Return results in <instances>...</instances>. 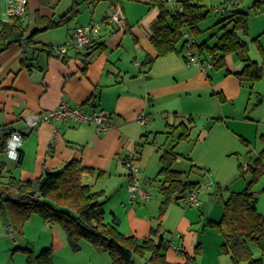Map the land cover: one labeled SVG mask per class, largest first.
<instances>
[{
	"label": "crops",
	"instance_id": "0c3cea01",
	"mask_svg": "<svg viewBox=\"0 0 264 264\" xmlns=\"http://www.w3.org/2000/svg\"><path fill=\"white\" fill-rule=\"evenodd\" d=\"M241 1L233 9H239ZM114 2L121 5L124 21L119 24H103L96 38L81 50H70L64 55L54 50L47 53L24 48L21 42L14 41L0 52V129L13 128L22 132L20 164L17 165L15 160L1 152L0 175L13 174L21 180H33L46 171H62L68 161L78 159L82 167L93 170L83 171L80 182L92 192H100L97 200L104 209L105 220L111 221L115 218L121 233L139 239L150 236V230L154 228L149 217L155 213L158 200L153 202L152 197L130 201L127 190L128 172L122 158L138 152L136 177L140 186L143 190L158 191L162 197L158 176L160 158L165 150L174 147L173 151L178 156L172 167L184 171L189 180L198 182L201 192V180L209 173L205 167L207 163L201 159V152L217 148L222 149L224 154H230L237 150L239 139L249 144L252 136H257L261 131L259 114L245 115L244 111H248L250 106L255 109L261 106L260 111L264 113V67L261 78L251 84L240 80L234 74L241 70L243 64L233 54L225 56L223 67H209L205 72L196 66L187 67L182 51L155 58L156 50L150 42V37L160 9L153 0L88 2V16L78 21L71 31L60 39V45L71 42L75 27L107 16ZM100 4L101 6H98ZM228 8L231 9V6ZM255 13L260 16L251 18V23L249 16L247 34L239 35L248 44L250 59L261 62L258 47L253 39L257 38L260 46L264 48V40L260 38L264 36V8ZM218 15L220 16L216 22L224 17L220 12ZM250 29L257 35L249 38ZM196 36L194 37L197 40L199 35ZM40 42L54 46L51 41ZM86 49L91 53L84 62L80 52ZM147 57L155 58L152 65L157 63L159 67L152 77H156L157 81L162 77L171 82L144 86L142 77L152 66L144 65ZM152 77L146 76L147 79ZM243 83L249 85V92L245 96V104L239 107L237 101L242 95ZM179 89L192 90L194 102L191 107L194 106L195 109H186V112L178 108V112L173 111L170 114L190 115L193 118L189 136L184 141L193 140L191 135L196 129L193 141L196 146L200 145L195 156L192 153L188 158V170L174 167L177 159L182 156L176 149L181 141L176 143L174 137V133L179 132V129L174 131L172 127V130L166 128L161 131L166 135V139L164 143L159 144L155 135L152 137V133L144 131L145 128L149 130V124L142 125L137 122L138 113L146 108L145 95H149V100L160 96L169 101V95ZM216 92L222 99L215 95ZM252 96L256 104L253 103ZM62 101L78 106L88 113L94 110L108 112L110 119L107 127L98 130L93 123L76 124L71 121L55 126L41 122L35 128L26 127V116L55 109ZM168 108H165V111L175 110L176 106ZM193 115H199L200 121L196 122ZM173 118L177 123L180 120L174 115ZM165 120L167 125V117ZM260 134L264 137L263 133ZM204 187L210 189L211 183H206ZM185 199L186 196L182 201L186 203ZM201 205L200 203L198 207ZM107 215L110 220H107ZM3 222L6 231L11 235L13 245L25 244L33 253L51 247L54 249L66 241L68 243L62 226L46 221L35 213L25 220L21 235L11 230L6 220ZM122 226H125L127 231H122ZM157 236H162L160 231ZM180 237L181 235L178 239ZM176 243L179 247L176 253L185 250L184 246Z\"/></svg>",
	"mask_w": 264,
	"mask_h": 264
},
{
	"label": "trees",
	"instance_id": "16d2710c",
	"mask_svg": "<svg viewBox=\"0 0 264 264\" xmlns=\"http://www.w3.org/2000/svg\"><path fill=\"white\" fill-rule=\"evenodd\" d=\"M50 0H41L48 3ZM58 1V0H57ZM90 3H97L100 0H86ZM154 3L159 7L160 13L152 26L150 42L156 50L157 57H163L173 52L184 50L185 39L183 33L196 36L200 32L199 24L207 17L203 0H179L182 3V11L173 13L162 3ZM239 2L230 3L220 0L218 4L223 9L219 11L224 16L214 25L218 26V33L213 44L207 41L197 42V55L201 62L208 61L213 68H221L225 65V56L233 54L242 62L241 70L234 74L251 84L258 81L264 67V48L257 40L256 43L261 62L253 61L248 55V44L241 37L240 33L247 34L249 25V11L254 12L264 8V0H253L246 10L233 9ZM231 6V9L228 8ZM30 3L27 11L30 9ZM214 8V7H213ZM212 8V9H213ZM74 9L73 14H77ZM21 18V17H20ZM20 18L3 24L0 32V52L4 51L9 44L8 40L21 42L24 48L46 51H55L54 46L36 42L33 37L50 28L63 25L64 18L56 21L42 16L36 17L37 25L29 34L25 35L21 26ZM64 20V21H63ZM215 34V33H214ZM91 51L88 49L80 52L83 61ZM185 58V55L183 53ZM155 58L147 57L144 65H152ZM220 99L222 96L216 92ZM179 122L173 125L174 129H179L175 142L186 140L189 136L193 118L190 115L179 116L173 114ZM168 127L172 126L167 123ZM13 128L0 129V149L2 150L10 132ZM172 147L165 150L160 158L161 167L158 176L160 177V192L162 200L160 202L159 217H161L166 207L172 203L183 200L193 189L198 187V182L187 178L184 171L174 169L173 162L178 154ZM264 152V151H263ZM138 153V152H137ZM136 153V155H137ZM22 155L19 152V165ZM261 156L256 159V165L260 164ZM251 174L250 180L243 191L230 192L223 201V213L219 221H209V225L216 227L223 236L221 251L229 254L233 264L243 261L246 264H264V216L257 212L255 193L251 191V186L256 182L261 168L247 165ZM240 167H242L240 165ZM83 171L93 172L81 166L78 159H72L66 163L62 171L43 173L33 180H21L13 174L0 175V216L7 221L8 226L16 234H22V226L25 220L33 213L49 222H57L64 229L68 243L77 248V240L84 238L94 246H99L108 251L111 257V264H135L133 255L144 256L149 254L148 260L151 264H195L196 255L200 252V245L194 247L193 254L185 252L184 262H170L166 259L165 250L169 243L158 235V228L150 230V236L138 239L131 235L126 236L117 228V220H105V212L98 202L100 192H92L86 185H81L80 176ZM264 191V187H263ZM252 245L257 246L262 257H254ZM27 253V264H52L51 249H43L35 257L28 248H21ZM181 252L184 253L183 250Z\"/></svg>",
	"mask_w": 264,
	"mask_h": 264
},
{
	"label": "rangeland",
	"instance_id": "374dc122",
	"mask_svg": "<svg viewBox=\"0 0 264 264\" xmlns=\"http://www.w3.org/2000/svg\"><path fill=\"white\" fill-rule=\"evenodd\" d=\"M252 1L253 0H242L239 9H248ZM87 3L86 0H50L48 3H42L41 0H30L31 8L20 18V23L24 29L25 35H29L37 25L35 19L38 16L51 18L56 21L64 18L65 21L63 20V25L38 32V34L33 37L34 41H43L45 43L51 41L55 48L60 45V39L66 36V33L71 31L72 27L76 25L78 21L88 16L90 9H88ZM219 3L220 0H203L204 7L206 10L208 9V13L207 17L199 24L201 31L196 34L199 35L197 38L198 42L207 41L210 44L215 42L218 27L214 24L216 20L219 19L220 15H218V11L212 8ZM98 6H101V4ZM75 8H77L78 12L74 15L73 11ZM249 12L250 23L251 18H258L260 16L259 13H255L252 9H250ZM98 19H94L93 22H97ZM254 35L256 36L257 34H253L252 29H250L248 37L251 38ZM260 38L264 40V36ZM156 64L157 63L153 64L148 72L143 75L144 86L151 83L163 85L164 83L171 82L168 79H162V77L157 81L156 77H152L156 68H159ZM212 73L213 72H211V74ZM147 75L152 78L147 79ZM216 83H221V81H216ZM248 92L249 85L243 83V92L237 101V103H239L237 106L242 107L245 104V96ZM191 94V89H179L175 91L174 94L169 95V101L167 98L160 96L149 100V95L144 94L146 108L143 112L147 120H149V130L145 128L144 131L152 133V137L155 135L157 143H164L166 135L161 133V131L163 132L166 128L171 129L173 125L177 123V120H175L170 113L173 111L178 112V108L186 112V109H195L194 106L191 107V104L194 102V96H191ZM253 98L252 96L251 99L253 103L256 104V100ZM174 106H176V108H174L175 110L165 111V108L169 109L168 107ZM251 107L253 106H250L248 111H244L246 113L245 115H249V113L250 115H255L258 113L261 117V125L259 126L261 131L257 136H252L249 140V144L239 139L237 150L232 151L230 154H224L222 149L218 150L217 148L208 152H201V159L207 163L205 167L209 170L208 175L201 180L202 190L198 194L202 204L201 206H189L184 201L179 200L177 203H170L166 207L163 215L159 217L162 197L158 191L144 189L146 193L150 194V198L153 197V202L156 199L158 200L155 213L151 214L149 217L154 228H158L164 241H167L169 244L172 241L175 243L178 242L185 248L184 253H176V251L168 246V249L165 250L166 259L168 261L184 262L185 252L192 255L194 247L199 244L200 252L196 255L195 264H233L229 254H225L221 251L222 234L216 227L210 226L209 221H218L220 219L223 201L228 197L230 192H239L244 189L247 181H249L251 177L249 176V171H242L248 168V164L261 168L256 182L251 186V191L255 193L257 212L264 216V137L260 134H264V113L260 111L262 108L261 106H259L258 109ZM193 116L196 122L200 121L199 115ZM165 117H167L172 126L167 127ZM176 130L177 129L174 131ZM195 131L197 132V130L194 129L191 135L193 140ZM176 133L178 132L174 133V137H176ZM193 140H183L177 146L176 149L178 152L182 153V156H180L174 164L175 168L188 170L190 166L188 158L189 156L191 157L192 153L195 156L200 146H196ZM169 142L172 143L170 140ZM260 156V164L256 165V159ZM1 157L2 155H0V158ZM240 165L242 167H240ZM206 183H211L210 189L204 187ZM184 212H186V214H184ZM2 220L4 221L5 219L0 216V235H2V237H0V264H27V253L21 250V248L23 249L27 246H25V244L13 245L11 235L6 231L5 223ZM107 220H110L108 215ZM52 223L60 225L57 222ZM120 229H122V231H127L125 226H122ZM177 234L181 235L179 239L175 237ZM50 249L52 264H111L112 262L107 250L99 246H94L84 238H79L77 240V248H73L66 241L65 244L63 242L61 246L57 245V247L54 248L55 250L52 247ZM252 250L254 257H262L257 246L252 245ZM38 253L39 251L36 253L31 252L34 257L38 255ZM148 258V253H145L143 257L136 254L133 255L135 264H151ZM238 264L246 263L241 261Z\"/></svg>",
	"mask_w": 264,
	"mask_h": 264
},
{
	"label": "built area",
	"instance_id": "2783aa9c",
	"mask_svg": "<svg viewBox=\"0 0 264 264\" xmlns=\"http://www.w3.org/2000/svg\"><path fill=\"white\" fill-rule=\"evenodd\" d=\"M230 3L239 2L240 0H226ZM156 2L162 3L165 7L173 12H181L183 7L179 0H156ZM30 0H0V32L3 24L12 22L13 20L22 17L28 9ZM215 11H222V7L217 5L213 8ZM124 13L121 5L118 2L112 4L111 12L101 18L97 22H89L84 25H79L74 28L72 32L71 42L69 44H61L55 48V51L59 54H66L70 50H81L85 48L92 39L96 38L100 28L103 24H119L124 21ZM185 39V45L183 53L185 55V61L187 67L196 66L201 71H206L211 67V63L208 61L201 62L197 55V48L195 46V37L188 32L183 33ZM110 119V114L104 110H94L93 112H84L78 106H72L67 101H62L57 108L52 110L42 111L40 113L31 114L25 117L24 122L28 129L35 128L41 122L57 125L61 122H74L78 123H93L98 130H104ZM137 122L142 125H148L144 112H140L137 115ZM22 145V132L20 130H12L8 136L3 149H0V153L4 152L5 155L12 159L17 160L18 154ZM137 155L131 153L122 158V162L128 172V185L127 190L130 196V201L135 202L139 198L149 199L150 194L146 193L140 186L139 180L136 177L138 167L136 165ZM200 188L196 187L186 195V204L189 206H198L201 201L198 197ZM177 237L180 234L176 235ZM169 246L178 251L179 247L172 241Z\"/></svg>",
	"mask_w": 264,
	"mask_h": 264
},
{
	"label": "water",
	"instance_id": "95a60500",
	"mask_svg": "<svg viewBox=\"0 0 264 264\" xmlns=\"http://www.w3.org/2000/svg\"><path fill=\"white\" fill-rule=\"evenodd\" d=\"M12 42H14V41H13V40H8V41H7L8 44H10V43H12ZM47 172H48V171H46V173H47Z\"/></svg>",
	"mask_w": 264,
	"mask_h": 264
}]
</instances>
